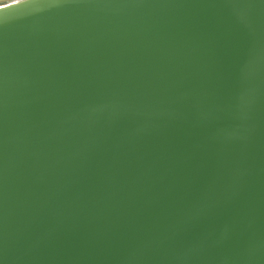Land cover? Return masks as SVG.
<instances>
[{
	"label": "water",
	"instance_id": "obj_1",
	"mask_svg": "<svg viewBox=\"0 0 264 264\" xmlns=\"http://www.w3.org/2000/svg\"><path fill=\"white\" fill-rule=\"evenodd\" d=\"M19 2L0 264H264V0Z\"/></svg>",
	"mask_w": 264,
	"mask_h": 264
},
{
	"label": "snow or ice",
	"instance_id": "obj_2",
	"mask_svg": "<svg viewBox=\"0 0 264 264\" xmlns=\"http://www.w3.org/2000/svg\"><path fill=\"white\" fill-rule=\"evenodd\" d=\"M34 2V0H32V3ZM28 3H29V0H20L19 2V7H22V6H28ZM17 5H13L12 7H16Z\"/></svg>",
	"mask_w": 264,
	"mask_h": 264
}]
</instances>
